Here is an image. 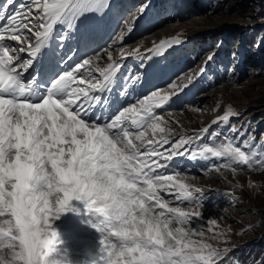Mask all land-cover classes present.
Here are the masks:
<instances>
[{"label": "snow or ice", "instance_id": "1", "mask_svg": "<svg viewBox=\"0 0 264 264\" xmlns=\"http://www.w3.org/2000/svg\"><path fill=\"white\" fill-rule=\"evenodd\" d=\"M109 7V0H6L0 11V264H62L51 221L73 200L104 218L95 225L101 239L91 264H225L231 250L207 242V233L213 240L223 235L217 221L210 219L206 231L192 226L203 218V189L165 170L178 157H201L221 161L217 171L264 172V141L254 147V136L233 127L227 142L193 148L211 125L172 139L157 110L179 98L184 88L177 84L127 101L138 79L129 76L118 91L126 106L114 103L122 64L111 49L139 17L109 37L102 66L93 33L110 24ZM85 21L92 22L88 30ZM70 36L75 48L60 56Z\"/></svg>", "mask_w": 264, "mask_h": 264}, {"label": "rangeland", "instance_id": "2", "mask_svg": "<svg viewBox=\"0 0 264 264\" xmlns=\"http://www.w3.org/2000/svg\"><path fill=\"white\" fill-rule=\"evenodd\" d=\"M149 1L152 0H120L119 4L125 6V21L140 16L138 9L144 7L143 15L148 12L149 18L145 15L141 20L150 25L159 20L161 26L155 32L140 34L142 26L135 24L131 33L126 34L124 41L116 44L111 52L116 61L124 62L122 69L138 70L144 65L143 48L151 41L170 35L177 36V41L186 40L180 44L172 43L176 48L172 49L169 59L170 54L164 55V61L168 59L164 66L173 72L168 84L184 88L179 98L168 105L169 110H165L166 107L157 110L167 127L174 130L171 138L192 137L193 133L211 125L209 133L198 144L192 145L193 148L227 142L225 134L235 135L228 133L233 127L245 136H254V147L255 143L264 141V0H156L152 6ZM261 11L262 17H259ZM121 19L122 15L116 20ZM124 29L122 27L112 38L120 36ZM121 49L125 53L138 50V56L121 57ZM209 56L211 60H208ZM162 71L166 70L162 67ZM161 89L170 90L164 86ZM175 91L180 92V89ZM225 115L229 117L226 121L221 119ZM212 132L220 135L210 139ZM148 135L151 136L150 131ZM219 163V160L212 161L206 169L207 174H201L193 171L189 162H180L184 168L179 167V173L188 183L203 189L202 195L197 194L203 205V218L192 226L202 225L206 231L210 219L217 221L215 231L223 235L219 240H213L207 233V242L231 250L225 264H264L253 250L264 253V248L261 250L254 244L264 238V172L245 169L234 173L228 168L217 171L213 166ZM196 177L198 180L192 179ZM74 209L77 213L66 211L51 221V229L57 233L55 255L62 264H91L99 251L97 242L100 238L91 237V246V239L81 233L83 229H76V223L78 214L89 216L92 211L79 206ZM80 215L79 221L85 219ZM65 216L72 220L69 229L62 226ZM224 240H227L226 244L221 242Z\"/></svg>", "mask_w": 264, "mask_h": 264}, {"label": "bare ground", "instance_id": "3", "mask_svg": "<svg viewBox=\"0 0 264 264\" xmlns=\"http://www.w3.org/2000/svg\"><path fill=\"white\" fill-rule=\"evenodd\" d=\"M16 2L20 3V2H23V1L22 0H16ZM109 3H110V7L108 9V16L110 18V24L108 25L107 28L101 30L99 33H93V35H94V37L96 39L95 50L98 51V52H100L102 50V45L104 44V42L106 40V37H107L106 33H108L110 31V28L113 26L112 24L114 23V21L118 17H120L122 12L124 11V9H122V6L118 5L117 7H115L116 4L118 3V0H110ZM121 9H122V11L120 12ZM121 20H119V21H121ZM140 22L142 24H145V25L147 24L146 20L145 21L141 20ZM91 23L92 22H90V21H85L81 25V27L83 29H85V30H88V29H90ZM159 26H161V25L153 26L151 28L147 27L148 29L141 30V33H145V34L151 33L152 31H154ZM176 31H178V29L174 31V35H176ZM177 40H178L177 36H171L170 35V36H166V37H163V38L161 36H159L156 42H152L151 41L150 42L151 44H148V45H146L143 48L144 55H142V57H144L145 59H144V62H143L144 65L140 69L136 70L135 73H133L131 75H127V73L120 72L119 77L122 80H125L129 76L138 77V79L135 82L134 90L131 92L132 94H139V96L142 98L143 95H148V94H150V92L152 90H154L153 88L157 86L156 85L157 83L155 84L154 80H156V78L162 72V67L161 66L164 64V55L165 54H170L171 55L172 49L176 48V46H173L172 43H173V41H177ZM185 41L186 40H180L179 44L183 43ZM53 43H54L53 48H55L56 47L55 40H53ZM74 48H75V38L70 36L68 38L67 42L65 43V46L63 47L62 52H59L58 54L60 56L70 55ZM97 48H99V50ZM100 53H101V55H103V58H106L105 56H107V52L102 50ZM170 55H168V56H170ZM23 58H24V56H23V54H21V59H23ZM105 60H107V58ZM105 60L104 59L101 60V65L102 66H106V64L109 62L108 60H107V62ZM113 60H115V58H113ZM163 74L165 76L164 78H166L168 76L166 71H164ZM117 80H118V76H115L113 84L115 83V81L117 82ZM129 83H131V81H129ZM147 89H148V93L146 94ZM131 93L129 94L130 96H131ZM228 133H230V131H228ZM232 134L233 133H231L230 135H232ZM215 144L216 143H212L211 145L208 144L207 146H214ZM182 158H183V161H186L187 163L189 162L191 164L193 171H197L198 173H201V174H207V172H206L207 170L206 169L210 166L211 162L214 161V160L217 161V159H215V158H210L208 160H204L201 157H197L195 160H191V159H187L185 157H178V158L175 159L172 167L175 168V163L181 162ZM177 167H178V169H180L179 167H181V165L177 166ZM168 170H165V171L169 174ZM170 174H173V173H170ZM182 176L184 177L183 174H182ZM198 178L199 177L192 178V179H197L198 180ZM186 182L188 183V181H186ZM162 195H163V193H162ZM80 204H81V201H76V200L70 201L69 206H68L69 210H67V211L74 210V208L79 206ZM80 214H78V218H77L78 221L76 223L78 225L76 226V229H78V230H82L83 229V232H81V233L86 235V237H88L90 239H91V237L92 238H96V237H93L92 234L94 236H99L100 239H101V233L98 232L96 227H95V225L99 224V223H97V221L99 219L96 218L93 213H91V215H89V216H87L86 214H81V215H84L85 219L82 218L79 221V215ZM81 215H80V217H81ZM70 219H71L70 216H65L64 217V222H63L62 226L65 229H69L70 228V222L72 221ZM99 241L97 242L98 246H99ZM91 243H92L91 244V246H92L93 245L92 239H91ZM95 243H94V245H95Z\"/></svg>", "mask_w": 264, "mask_h": 264}, {"label": "trees", "instance_id": "4", "mask_svg": "<svg viewBox=\"0 0 264 264\" xmlns=\"http://www.w3.org/2000/svg\"><path fill=\"white\" fill-rule=\"evenodd\" d=\"M262 11L259 13V17H262ZM255 246L258 247L259 249L263 250L264 248V238H262L260 241H255L254 242ZM255 251V255L260 257L262 261H264V253L260 252L257 249H253Z\"/></svg>", "mask_w": 264, "mask_h": 264}, {"label": "clouds", "instance_id": "5", "mask_svg": "<svg viewBox=\"0 0 264 264\" xmlns=\"http://www.w3.org/2000/svg\"><path fill=\"white\" fill-rule=\"evenodd\" d=\"M122 183V182H121ZM112 189H111V186L109 188H106L104 191L105 193L107 194L108 192H110ZM91 254V253H90Z\"/></svg>", "mask_w": 264, "mask_h": 264}]
</instances>
